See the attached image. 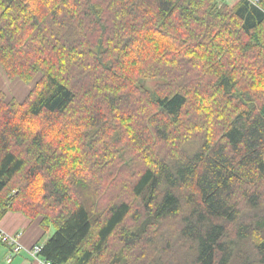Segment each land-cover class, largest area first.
Instances as JSON below:
<instances>
[{
	"label": "trees",
	"instance_id": "trees-1",
	"mask_svg": "<svg viewBox=\"0 0 264 264\" xmlns=\"http://www.w3.org/2000/svg\"><path fill=\"white\" fill-rule=\"evenodd\" d=\"M235 1L0 0L29 89L0 91V220L52 264H264V0Z\"/></svg>",
	"mask_w": 264,
	"mask_h": 264
},
{
	"label": "crops",
	"instance_id": "crops-1",
	"mask_svg": "<svg viewBox=\"0 0 264 264\" xmlns=\"http://www.w3.org/2000/svg\"><path fill=\"white\" fill-rule=\"evenodd\" d=\"M0 91L4 92L8 98H16L18 100L24 99L29 93V89L25 84L17 80L13 82L10 81L1 67ZM1 231L12 236H18L19 241L26 249H29L36 244L44 245L51 237L48 238L49 233L44 234L38 221H32L20 213L13 212L7 213L0 220V232ZM9 253V247L0 242V264H8L6 260ZM9 264H34V261L28 252L23 250L19 254L13 256V259Z\"/></svg>",
	"mask_w": 264,
	"mask_h": 264
},
{
	"label": "built area",
	"instance_id": "built-area-1",
	"mask_svg": "<svg viewBox=\"0 0 264 264\" xmlns=\"http://www.w3.org/2000/svg\"><path fill=\"white\" fill-rule=\"evenodd\" d=\"M0 242L5 246L9 247L10 253L8 254L6 262L9 264L13 256L19 254L23 250H26L28 254L32 257L34 264H52V262L44 259L41 256V252L43 250V245H33L31 248L26 249L22 243L19 241L18 236H12L3 231L0 232Z\"/></svg>",
	"mask_w": 264,
	"mask_h": 264
},
{
	"label": "rangeland",
	"instance_id": "rangeland-1",
	"mask_svg": "<svg viewBox=\"0 0 264 264\" xmlns=\"http://www.w3.org/2000/svg\"><path fill=\"white\" fill-rule=\"evenodd\" d=\"M219 4L221 5L222 3H226L230 6H232L236 1L235 0H218ZM30 86V85H29ZM140 86L144 89V90H149V91H153L154 90V86H155V83L154 82H151V81H143L140 83ZM26 90V89H25ZM24 90V91H25ZM23 91V92H24ZM90 201V200H89ZM54 233V230H52L49 235H48V238L50 236H52V234Z\"/></svg>",
	"mask_w": 264,
	"mask_h": 264
}]
</instances>
